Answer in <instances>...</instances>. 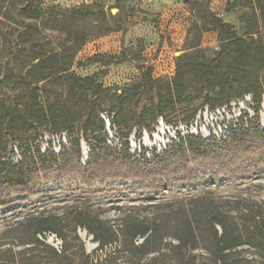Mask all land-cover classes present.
I'll return each instance as SVG.
<instances>
[{"label":"trees","instance_id":"1","mask_svg":"<svg viewBox=\"0 0 264 264\" xmlns=\"http://www.w3.org/2000/svg\"><path fill=\"white\" fill-rule=\"evenodd\" d=\"M6 3L4 0L0 8L3 15L9 11ZM255 5L264 35V0H255ZM206 29L218 31L220 42H226L224 51L215 60L199 61L205 50L197 45L178 60L175 77L154 79L151 70H147L122 94L110 98L104 97L106 90L102 85L94 84L90 78L80 79L70 73L68 67L47 68L49 60L58 58L57 53L52 52L49 58L34 55L26 77L39 70L41 76L34 84L44 83L43 88L22 92V97L16 98L0 119V201L20 194L34 197L39 194L37 190L43 181L53 179H74L88 188L116 181H139L156 189L165 181L166 187L169 183H192L194 175L201 170L214 171L215 179L223 174L234 178L244 172L237 168L239 162L258 155L257 151L264 153V130L258 118L264 90L258 93L250 88L241 78L238 64L239 60H246L251 55V43L255 39L252 37L250 42L238 37L230 24L215 15ZM0 31L9 34L13 47L15 31L5 27ZM227 50L233 53V62L223 68ZM187 76L193 77L190 83L186 81ZM190 88L203 97V105L212 112L253 95L256 118L251 119L244 113L236 124H230L225 147H220V140L215 137L204 140L201 136L179 133L178 142L173 141L163 153L155 152L152 160L146 155H132L129 138L134 130L139 128L141 132L153 133L157 121L163 119L168 123L169 102L181 100ZM95 96L98 98L92 101ZM25 109H30V113L26 114ZM199 109L184 119L186 126L193 123ZM104 113L113 117V125L119 127L117 133L121 131L120 149L108 144L109 134L102 119ZM148 119L152 123L151 129L146 128ZM128 122H132L129 127ZM46 134H65L71 150L63 148L58 155L51 146L44 153L40 145L26 141ZM82 141L90 148L86 167L82 165ZM17 142L22 150V162L15 165L6 162L4 156L9 145L16 146ZM261 155L264 156L258 157ZM140 209L130 208L117 226L103 221L98 214L81 210L74 217L73 236L66 230L63 217L32 218L22 223L27 240L21 245L42 247L57 264H70L71 241L78 242L77 264H104L105 258L121 254L127 255L133 264H163L161 259L167 255L165 240L171 238L177 242V245L168 244L176 253L171 260L174 264H197L192 252L198 249L206 252L211 264H256L258 260L248 257L247 252L257 255L264 264V203L202 197L159 204L142 216L133 212ZM78 229L86 230L98 244L95 254L104 252L106 255L95 258L88 254L77 234ZM48 234L56 235L62 241L61 251L45 241ZM41 236L45 240L40 239ZM12 249L0 250V264H17ZM156 253L159 256L145 262L149 255Z\"/></svg>","mask_w":264,"mask_h":264},{"label":"rangeland","instance_id":"2","mask_svg":"<svg viewBox=\"0 0 264 264\" xmlns=\"http://www.w3.org/2000/svg\"><path fill=\"white\" fill-rule=\"evenodd\" d=\"M3 2L0 0V8ZM6 8L9 11L5 15L0 13V28L12 29L16 35L11 47L9 34L0 31V119L16 98L22 97V92L43 88L44 83L34 84L41 76L39 70L26 77L34 55L49 58L52 52L57 53L58 58L49 60L47 68L68 67L69 72L80 79L90 78L94 84L102 85L106 90L104 97L110 98L122 94L147 70H151L154 79L175 77L178 60L197 45L205 50L199 61L215 60L224 51L226 42H220L218 31L206 29L213 15L230 24L238 37L250 42L252 37L255 39L251 43V55L246 60L238 61L240 76L256 92L264 90V35L255 0H47L46 6L44 0H7ZM108 31L111 33L105 35ZM100 34L102 36L97 38ZM84 41V45H81ZM225 54L223 68L233 62V53L227 50ZM192 78L187 76V83ZM31 83L33 85L29 86ZM97 98L95 96L91 100ZM203 104V97L192 88L181 100L169 102L168 123L160 119L153 133L141 132L139 128L134 130L129 138L131 154L146 155L147 159L152 160L155 152L163 153L172 146L173 141L178 142L179 133L182 136H201L204 140L215 137L220 140V147H225L230 124H236L244 113L251 119L256 118L253 95H247L230 107L215 112ZM198 107L196 119L186 126L184 119ZM25 113L29 114L30 109H25ZM258 118L264 130V101ZM127 124L129 127L132 122ZM146 126L152 128L150 119ZM115 129L119 130V127ZM107 132L108 144L120 149L121 131L117 133L112 128ZM125 132L126 129L123 130ZM26 141L31 145H40L44 153L51 146L58 155L63 148L71 150L65 134H46L42 138L33 137ZM14 146L9 145L4 158L6 162L17 165L22 162V150L19 142L17 149ZM82 149V165L86 167L90 148L85 141H82ZM258 155L239 162L237 168L244 172L237 177L223 174L215 179L214 171L201 170L194 175L192 183H169V187H166L165 181L158 184L156 189L149 183L139 181L109 182L93 188L82 186L74 179L43 181L37 190L39 194L34 197L20 194L1 199L0 250L13 248L12 254L17 264H57L42 247L21 245L27 240L22 223L36 217L57 215L65 218L66 230L73 236L74 217L81 210L98 214L103 221L117 226L124 214L131 211L130 208H141L133 212L142 216L159 204L180 200L211 197L234 201L249 199L263 204L264 156ZM77 234L88 254L95 258L106 255L104 252L95 254L98 244L86 230L78 229ZM56 240L51 236L45 241L60 249L62 242ZM165 243L164 252L167 255L161 262L174 264L171 260H174L176 253L168 244L177 245V242L168 238ZM78 254V242L71 241L68 252L70 264H77ZM192 254L196 256L197 264H211L202 249ZM246 255L257 259L256 264H263L257 255L251 252ZM157 256V253L151 254L145 262ZM104 264L133 263L127 255L121 254L115 258H105Z\"/></svg>","mask_w":264,"mask_h":264},{"label":"built area","instance_id":"3","mask_svg":"<svg viewBox=\"0 0 264 264\" xmlns=\"http://www.w3.org/2000/svg\"><path fill=\"white\" fill-rule=\"evenodd\" d=\"M46 4H47V0H45L44 1V6H46ZM102 119L104 120V122L106 123V127H107V129L108 130H110V129H114L115 131H117L115 128V125H113V117H111L108 113H105V114H102ZM63 136V135H62ZM64 140H65V138H64ZM15 147V149H17V146H14ZM51 236H53V237H55L57 240H58V238H57V236L56 235H53V234H48L47 235V238H49V237H51ZM40 238H43L42 236L40 237ZM56 240V241H57ZM62 242V241H61ZM56 249L58 250V251H61V249H62V245H61V247H60V249L58 248V247H56Z\"/></svg>","mask_w":264,"mask_h":264}]
</instances>
